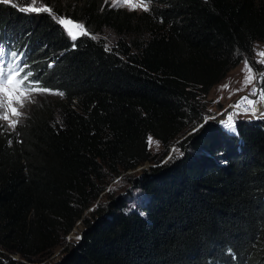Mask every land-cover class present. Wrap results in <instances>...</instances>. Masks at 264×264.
<instances>
[{"label": "trees", "instance_id": "trees-1", "mask_svg": "<svg viewBox=\"0 0 264 264\" xmlns=\"http://www.w3.org/2000/svg\"><path fill=\"white\" fill-rule=\"evenodd\" d=\"M42 1L50 13L0 3V44L18 53L0 59L26 54L24 71L64 93L0 129V247L26 264L64 243L112 180L153 160L149 137L167 152L193 131L203 100L255 67L264 43V0H144L140 13ZM56 15L90 35L73 47ZM180 144L183 157L137 180L142 209L122 198L97 209L61 264H264V120L215 123Z\"/></svg>", "mask_w": 264, "mask_h": 264}, {"label": "rangeland", "instance_id": "rangeland-1", "mask_svg": "<svg viewBox=\"0 0 264 264\" xmlns=\"http://www.w3.org/2000/svg\"><path fill=\"white\" fill-rule=\"evenodd\" d=\"M104 2L108 3L112 7L123 8L131 12L140 13L144 11L142 7H137L135 10H130V6L124 4L123 0H104ZM0 3L10 4L12 7L18 9L19 11H21L20 10L21 7L29 6V4L22 3L21 0H0ZM134 3L138 4L139 0H134ZM32 6H35L37 8L46 7L42 0H34V3ZM25 13H28L31 15H38V14H42L46 12H40V13L25 12ZM55 17L57 21H59V19H68L66 17H59L57 15ZM73 31H75L77 35H79L80 30L78 28H74ZM28 35L29 33L27 34V36ZM102 36L106 41H114V34H112L109 30H105L104 35ZM30 38H31V35H29V40ZM254 50L255 51L259 50L260 52H264V43L256 44ZM2 60L3 59H0V64L8 63V62H3ZM244 64L245 62L241 64L240 66H238L237 68L230 71L228 76L222 81L223 83L226 84V87L229 90H221L218 88H214L209 93L208 97L203 100L206 105L205 113H204L203 119L200 122V124H198L195 127L196 129L195 131L193 130L190 133H188L185 137L176 140L167 152L163 148L161 143H159L158 141H156L155 139L151 137L152 142L151 144L149 143V147H150L153 160L144 163L143 165L139 166L135 170L122 173L121 175L116 177L114 180H112L109 186L107 187L106 191L100 197V199L92 205V207L85 213L83 219L77 223L75 229L67 237L66 241L64 243H62L61 241L59 246L51 250H47V251L44 250L41 254H39L38 257H36V259H34L35 263L36 264H61L64 261L66 255L71 250V248L74 247L75 245H78L82 241L83 236H84V230L86 228L83 220L87 218L89 222L92 223L95 221L96 218L97 219L102 218V217H98L95 211L97 209L105 210L107 207L112 205V203L116 199H121V198L125 199L127 201L126 202L127 209L140 211L142 209L141 205H143L142 203L144 202H142L141 204H139L138 202H140V196L143 197L144 194L138 188L137 180L142 179L145 174H148L152 170V168H159L165 165H170L174 161L183 157L185 155V150L179 147V145H181L180 143L192 133H196L199 130L207 129L210 126L214 125L215 120L213 119L216 117V115H218L227 104L235 100V98L239 95V93L242 90H244L245 88H247L248 86L254 83V77H255L254 73L249 72V71L248 72L244 71L243 69ZM11 65L14 66L15 62L12 63L11 61ZM256 68H257L256 66L253 67V69H256ZM7 71H8V68L5 67V72ZM246 75L251 78V83L247 85H245L244 83ZM13 79H16V77H14ZM54 95L55 94H45V95L35 96V102L25 106L24 116L21 117L20 122L23 121L24 118H26L27 113L29 112L30 108L37 106L39 104H42L47 99L48 100L54 99L55 98ZM218 97H222L223 99L222 104L217 105L216 101L217 99H219ZM204 117H209L206 123L204 122ZM200 125H203V126L201 127ZM4 130L11 131V129L9 128H5ZM77 237H79V239H77ZM0 257H6L9 260L16 261V263H21V262H24V264L28 263L27 261L22 260V258L19 255L4 252L1 247H0Z\"/></svg>", "mask_w": 264, "mask_h": 264}, {"label": "snow or ice", "instance_id": "snow-or-ice-1", "mask_svg": "<svg viewBox=\"0 0 264 264\" xmlns=\"http://www.w3.org/2000/svg\"><path fill=\"white\" fill-rule=\"evenodd\" d=\"M22 3L29 4V6L21 7L20 10L24 12H51V9L48 7L37 8L32 6L34 0H21ZM123 3L130 6V10H135L137 7H142L144 11H148V4L144 0H139V3H134V0H123ZM63 28L66 30L67 35L70 37L73 42V47H75V41L82 36H89L90 33L84 27V25L75 23L71 19H59L58 21ZM74 28H78L79 35ZM107 47V46H106ZM18 55L16 50L8 49L5 50V46L0 44V58H16ZM264 57V52L259 54ZM247 66V61H245ZM28 66V57L23 55L22 59L15 65H11V61L7 64H0V129L9 128L12 131H15L17 124L20 122L21 117L24 116V108L26 105L35 102V96L45 95V94H56L63 97L64 93L62 91L53 92L50 88L42 86L41 76H36L34 79L33 71L29 68L28 71H24L25 67ZM52 65L50 64L49 67ZM5 67L8 68V71L5 72ZM248 70H251L250 67ZM16 77V79H13ZM261 79H264V76H261ZM245 85L251 83V78L246 75ZM226 87V86H225ZM249 96H257L256 92H251L248 96H245L238 101L237 104L231 105L233 109L239 108L240 104L246 102L249 106H252L248 109H243V114H248L251 112L252 115H256L255 105L258 102L256 99H249ZM259 101L264 102V89L261 90V95L259 96ZM209 117H204V122L208 121ZM6 122V123H5ZM223 123L229 128V130L235 132V126L232 121V116L228 115L227 120ZM201 127L203 125H200ZM196 129H194L195 131ZM152 138L149 137V143L151 144ZM158 143V142H157ZM79 239V237H77Z\"/></svg>", "mask_w": 264, "mask_h": 264}, {"label": "built area", "instance_id": "built-area-1", "mask_svg": "<svg viewBox=\"0 0 264 264\" xmlns=\"http://www.w3.org/2000/svg\"><path fill=\"white\" fill-rule=\"evenodd\" d=\"M261 52L259 50L254 51V56L252 58L254 65L257 67L256 69H253V65L248 62L247 66L246 63L243 66L244 71L246 72H253L254 73V83L244 90H242L239 95L235 98V100L231 101L229 104H227L221 112L216 115V117L213 120H219L217 123H219L222 126H225L224 121L227 120V116H232V121L235 126V130L237 128V123L240 119H244L247 117L256 119V120H264V102L259 101V96L261 95V90L264 89V79H261V76H264V57L260 56ZM252 65V66H251ZM250 67L251 70H248ZM256 92L257 96L252 97L249 96V99H256L258 102L255 105L256 109V115H252L251 112L248 114H243V109H248L252 106H249L246 102H243L240 104L239 108L233 109L230 106L237 104L238 101H241V99L245 96H248L249 93ZM216 103L217 105L222 104L223 99L222 97H218ZM226 127V126H225Z\"/></svg>", "mask_w": 264, "mask_h": 264}, {"label": "crops", "instance_id": "crops-1", "mask_svg": "<svg viewBox=\"0 0 264 264\" xmlns=\"http://www.w3.org/2000/svg\"><path fill=\"white\" fill-rule=\"evenodd\" d=\"M222 84H219L216 88L221 89V90H229L226 86L225 83L221 82ZM228 93V92H227Z\"/></svg>", "mask_w": 264, "mask_h": 264}, {"label": "bare ground", "instance_id": "bare-ground-1", "mask_svg": "<svg viewBox=\"0 0 264 264\" xmlns=\"http://www.w3.org/2000/svg\"><path fill=\"white\" fill-rule=\"evenodd\" d=\"M225 126H226V124H225ZM226 128H227L228 131L233 132V131L229 130V128L227 126H226Z\"/></svg>", "mask_w": 264, "mask_h": 264}, {"label": "water", "instance_id": "water-1", "mask_svg": "<svg viewBox=\"0 0 264 264\" xmlns=\"http://www.w3.org/2000/svg\"><path fill=\"white\" fill-rule=\"evenodd\" d=\"M219 120H215V123H217Z\"/></svg>", "mask_w": 264, "mask_h": 264}]
</instances>
